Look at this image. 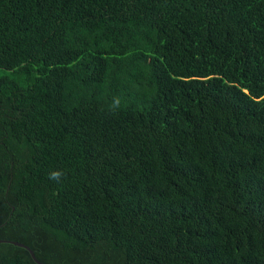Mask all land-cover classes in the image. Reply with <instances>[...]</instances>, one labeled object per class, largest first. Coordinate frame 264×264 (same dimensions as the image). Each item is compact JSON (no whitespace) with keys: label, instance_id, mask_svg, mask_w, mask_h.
Wrapping results in <instances>:
<instances>
[{"label":"trees","instance_id":"trees-1","mask_svg":"<svg viewBox=\"0 0 264 264\" xmlns=\"http://www.w3.org/2000/svg\"><path fill=\"white\" fill-rule=\"evenodd\" d=\"M14 241L264 264V0H0V264H38Z\"/></svg>","mask_w":264,"mask_h":264},{"label":"clouds","instance_id":"clouds-1","mask_svg":"<svg viewBox=\"0 0 264 264\" xmlns=\"http://www.w3.org/2000/svg\"><path fill=\"white\" fill-rule=\"evenodd\" d=\"M120 103H121L120 97H114L111 105L109 106V111L116 113V111L120 108ZM63 176L64 173L62 170H55L49 172L48 179L50 181L60 182Z\"/></svg>","mask_w":264,"mask_h":264},{"label":"water","instance_id":"water-1","mask_svg":"<svg viewBox=\"0 0 264 264\" xmlns=\"http://www.w3.org/2000/svg\"><path fill=\"white\" fill-rule=\"evenodd\" d=\"M14 243H15V244H18V245H22V246H24L25 248H27V250L29 251L31 257H32V258H33L38 264H43V263H41L40 261H38V260L34 257L32 250H31L27 245H25V244H23V243H21V242H18V241H14Z\"/></svg>","mask_w":264,"mask_h":264}]
</instances>
